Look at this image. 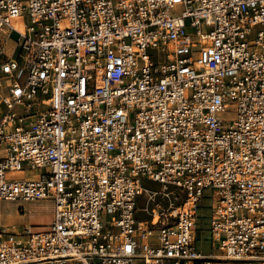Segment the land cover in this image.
Returning a JSON list of instances; mask_svg holds the SVG:
<instances>
[{
  "label": "built area",
  "instance_id": "obj_1",
  "mask_svg": "<svg viewBox=\"0 0 264 264\" xmlns=\"http://www.w3.org/2000/svg\"><path fill=\"white\" fill-rule=\"evenodd\" d=\"M145 181L171 223L136 218ZM13 201L52 219L0 229V264H264V0H0Z\"/></svg>",
  "mask_w": 264,
  "mask_h": 264
},
{
  "label": "rangeland",
  "instance_id": "obj_2",
  "mask_svg": "<svg viewBox=\"0 0 264 264\" xmlns=\"http://www.w3.org/2000/svg\"><path fill=\"white\" fill-rule=\"evenodd\" d=\"M144 188L147 191L138 197L135 209V216L139 221L148 222L151 220L161 221L168 218L169 222L173 220L171 212L182 207L185 201L184 195L174 187H168L166 190L161 185L153 182H144ZM205 208L198 210V219L196 223L197 242L203 252L211 251L210 241L208 239V216L209 211L206 208L208 201H202ZM52 219V204L49 201L35 202H1L0 203V229L9 232H18L24 226L30 228H41L48 225ZM216 252L215 250H213ZM213 254H218L214 253ZM216 261V260H214ZM219 264L218 262H216ZM257 264V263H248Z\"/></svg>",
  "mask_w": 264,
  "mask_h": 264
},
{
  "label": "crops",
  "instance_id": "obj_3",
  "mask_svg": "<svg viewBox=\"0 0 264 264\" xmlns=\"http://www.w3.org/2000/svg\"><path fill=\"white\" fill-rule=\"evenodd\" d=\"M209 230V228L207 229V231ZM208 239H209V231H208ZM197 246H198V249L200 250V252H202L203 254L205 255H209V254H212V252H209V253H206V252H203V250L200 248V246L198 245V242H197Z\"/></svg>",
  "mask_w": 264,
  "mask_h": 264
},
{
  "label": "bare ground",
  "instance_id": "obj_4",
  "mask_svg": "<svg viewBox=\"0 0 264 264\" xmlns=\"http://www.w3.org/2000/svg\"><path fill=\"white\" fill-rule=\"evenodd\" d=\"M148 182H149V181H148ZM31 202H35V201H31ZM36 202H37V201H36ZM203 208H205L204 205H203ZM208 211H209V210H208ZM145 222H146V221H145ZM155 222H157V221L154 220L153 223H155ZM146 223H148V222H146ZM43 227H44V226H43ZM41 228H42V227H41ZM208 228H209V227H208ZM35 229H36V228H35ZM38 229H39V228H38ZM36 230H37V229H36ZM208 231H209V230H208ZM212 254H213V253H212ZM209 255H210V254H209ZM213 255L218 256V254H213ZM245 264H248V263H245Z\"/></svg>",
  "mask_w": 264,
  "mask_h": 264
}]
</instances>
